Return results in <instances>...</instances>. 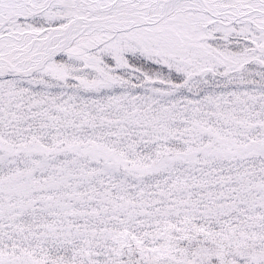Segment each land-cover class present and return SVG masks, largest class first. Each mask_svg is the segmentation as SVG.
<instances>
[{
    "label": "snow or ice",
    "instance_id": "snow-or-ice-1",
    "mask_svg": "<svg viewBox=\"0 0 264 264\" xmlns=\"http://www.w3.org/2000/svg\"><path fill=\"white\" fill-rule=\"evenodd\" d=\"M0 264H264V0H0Z\"/></svg>",
    "mask_w": 264,
    "mask_h": 264
}]
</instances>
